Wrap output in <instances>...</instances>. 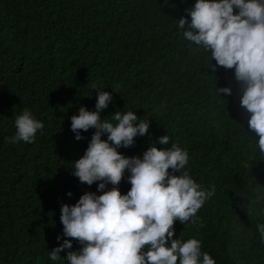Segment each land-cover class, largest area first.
Segmentation results:
<instances>
[{"label":"trees","instance_id":"1","mask_svg":"<svg viewBox=\"0 0 264 264\" xmlns=\"http://www.w3.org/2000/svg\"><path fill=\"white\" fill-rule=\"evenodd\" d=\"M194 3L0 0V264H68L67 252L80 248L73 240L59 260L49 258L65 239L61 204L73 205L85 192L101 194L97 183L81 184L71 174L95 129L82 131L77 141L70 117L81 106L95 110L94 84L113 97L102 119L115 124V111L149 119V134L119 152L142 157L168 135L169 144L157 146L175 143L186 150L182 171L215 189L196 214L204 227L176 221L173 238L199 239L216 264H264L256 228L264 223V155L239 104L234 69L213 72L206 66L210 53L190 48L177 29L175 19L187 17L184 10ZM221 87L232 95L220 97ZM25 108L43 130L34 143H7ZM128 175L118 185L121 194L131 187Z\"/></svg>","mask_w":264,"mask_h":264},{"label":"clouds","instance_id":"2","mask_svg":"<svg viewBox=\"0 0 264 264\" xmlns=\"http://www.w3.org/2000/svg\"><path fill=\"white\" fill-rule=\"evenodd\" d=\"M184 11L187 17L175 20L189 47L210 53L206 66L213 72L220 67L234 69L242 93L239 104L249 114L248 129L258 137L256 146L264 155V0H195ZM92 89L96 90L95 110L81 106L70 117L77 141L84 139L82 131L95 129L83 156L72 161L71 174L81 184L97 183L101 194L85 192L75 204H61L65 239L49 252V258L59 260V253L72 249L75 240L80 248L67 252L68 264H216L201 251L199 239L173 238L176 221L204 227L196 214L215 189H204L182 171L189 159L186 150L175 143L170 148L157 146L168 145V135L152 142L142 157L119 152L121 147L133 146L137 136L149 134V119L140 120L134 111L111 113L115 124L102 119L100 113L113 97L95 84ZM216 91L220 97L232 95L230 87ZM14 126L15 135L5 137L7 143H34L44 128L27 108L16 115ZM104 135L106 140L101 138ZM126 171L131 187L121 194L118 185ZM109 184L112 187L106 190ZM252 211L248 204V215ZM256 228L264 243V223Z\"/></svg>","mask_w":264,"mask_h":264}]
</instances>
